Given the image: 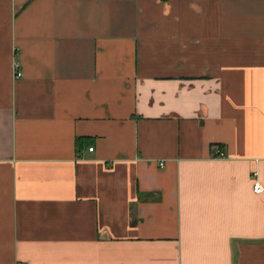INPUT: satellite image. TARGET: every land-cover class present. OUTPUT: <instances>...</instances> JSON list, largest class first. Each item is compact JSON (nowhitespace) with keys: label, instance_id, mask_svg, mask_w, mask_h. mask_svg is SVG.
Masks as SVG:
<instances>
[{"label":"crops","instance_id":"crops-1","mask_svg":"<svg viewBox=\"0 0 264 264\" xmlns=\"http://www.w3.org/2000/svg\"><path fill=\"white\" fill-rule=\"evenodd\" d=\"M0 264H264V0H0Z\"/></svg>","mask_w":264,"mask_h":264},{"label":"built area","instance_id":"built-area-1","mask_svg":"<svg viewBox=\"0 0 264 264\" xmlns=\"http://www.w3.org/2000/svg\"><path fill=\"white\" fill-rule=\"evenodd\" d=\"M13 72H14V77L15 78H19L21 76V73L19 71V63H18V61H14V63H13ZM89 150L92 151L93 148L90 147ZM214 156L215 157H219V158H223L224 154L221 151H216L214 153ZM160 165H162L161 162H160ZM252 190H253L254 193H260V192L263 191V186L260 183L254 181L253 186H252Z\"/></svg>","mask_w":264,"mask_h":264},{"label":"trees","instance_id":"trees-1","mask_svg":"<svg viewBox=\"0 0 264 264\" xmlns=\"http://www.w3.org/2000/svg\"><path fill=\"white\" fill-rule=\"evenodd\" d=\"M81 140H82V139H80V138H77V139L75 140V147H76V148L78 147L79 142H80Z\"/></svg>","mask_w":264,"mask_h":264}]
</instances>
